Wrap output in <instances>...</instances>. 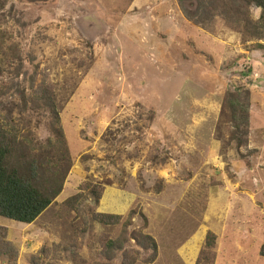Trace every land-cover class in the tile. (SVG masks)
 <instances>
[{"label": "rangeland", "instance_id": "374dc122", "mask_svg": "<svg viewBox=\"0 0 264 264\" xmlns=\"http://www.w3.org/2000/svg\"><path fill=\"white\" fill-rule=\"evenodd\" d=\"M200 11L0 0V113L44 142L49 110L32 96L47 87L71 163L34 222L0 217V264H196L208 232L213 264H264V27L187 16Z\"/></svg>", "mask_w": 264, "mask_h": 264}, {"label": "trees", "instance_id": "16d2710c", "mask_svg": "<svg viewBox=\"0 0 264 264\" xmlns=\"http://www.w3.org/2000/svg\"><path fill=\"white\" fill-rule=\"evenodd\" d=\"M201 11L196 15L187 13L196 22L213 19L221 15L234 24L238 31L252 27L259 30L264 27V0H200ZM191 3L193 0H179V3ZM260 9V17L253 21L250 6ZM254 24V26H253ZM261 25V26H260ZM256 39L257 36H254ZM257 48L263 45L257 44ZM1 96V88H0ZM32 101L39 102L48 108L50 114V137L44 142H37L31 129L26 125L10 123L0 113V217L30 224L34 222L53 202L62 190L68 170L71 166L67 144L59 125L55 100L47 87L40 88L32 96ZM26 103H24L25 105ZM22 132V133H21ZM95 201L100 192L89 189ZM81 194L69 197L63 202L65 207L73 210ZM119 216L105 213H94L92 220L102 224L117 222ZM0 234L3 233L0 227ZM150 239V237H146ZM122 242L105 239L106 249H121ZM215 245V235L208 232L201 257L196 264H213L210 253ZM155 250V244L152 241ZM1 250V249H0ZM203 260L202 263V255ZM264 257V241L259 248Z\"/></svg>", "mask_w": 264, "mask_h": 264}]
</instances>
